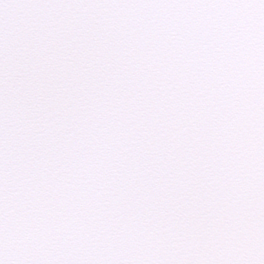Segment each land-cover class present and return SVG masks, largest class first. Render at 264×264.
Listing matches in <instances>:
<instances>
[{
    "label": "snow or ice",
    "instance_id": "6c2138e0",
    "mask_svg": "<svg viewBox=\"0 0 264 264\" xmlns=\"http://www.w3.org/2000/svg\"><path fill=\"white\" fill-rule=\"evenodd\" d=\"M0 264H264V0H0Z\"/></svg>",
    "mask_w": 264,
    "mask_h": 264
}]
</instances>
